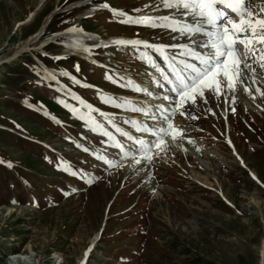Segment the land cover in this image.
I'll use <instances>...</instances> for the list:
<instances>
[{
  "label": "rangeland",
  "instance_id": "1",
  "mask_svg": "<svg viewBox=\"0 0 264 264\" xmlns=\"http://www.w3.org/2000/svg\"><path fill=\"white\" fill-rule=\"evenodd\" d=\"M39 1L0 0V126H6L0 129L9 132L0 131V264H259L261 254L264 258V115L257 114L261 110L256 113L241 100L226 117L221 102L213 97L197 106L189 114L190 138L172 142L183 147H179L183 154L168 150L169 161L157 160L154 170L161 196L155 197L138 181H130L124 168L106 170L100 160L107 155L105 150H112L106 142L110 138L101 132L106 128L104 133H116L119 126L123 128L121 120L111 117V124L110 118L91 114L57 95L28 52L39 54L47 38L76 26L107 38L128 35L157 42L165 40L163 28L146 26L136 35L137 30L108 14L85 21L88 0H48L31 23L15 26ZM76 3L81 6L72 7ZM108 3L131 11L143 1ZM145 10L143 6L138 11ZM41 28L42 35L27 46ZM59 41L65 46L42 50L54 59L68 56L69 42ZM25 45L29 51L22 52ZM76 45L72 41L69 47ZM114 51L101 53L107 55L102 57L104 63L114 70L135 66L134 71H142L128 54L117 58ZM38 58L56 69L72 67L70 62L53 64ZM94 70L84 67V74L92 78L88 81L100 85L103 77L112 76L110 84L116 85L115 74ZM42 79L46 84L37 85ZM255 81L264 92V75H257ZM88 96L99 104L108 103L100 93ZM256 103L264 109V96ZM46 107L58 115L66 131L42 117L50 116ZM201 127L209 133H198ZM126 128L131 133L132 127ZM226 134L231 147L222 138ZM25 135L54 153L21 139ZM133 206L139 208L134 211Z\"/></svg>",
  "mask_w": 264,
  "mask_h": 264
},
{
  "label": "snow or ice",
  "instance_id": "2",
  "mask_svg": "<svg viewBox=\"0 0 264 264\" xmlns=\"http://www.w3.org/2000/svg\"><path fill=\"white\" fill-rule=\"evenodd\" d=\"M253 2L254 0H160L157 9L162 6L174 13L160 17H131L124 12L111 10L113 16L123 17L122 23L163 27L189 39L196 36L203 37V43L198 47L206 49L205 52H198L187 45H180L179 47L185 49L180 55L187 56L189 60L195 62L190 63L189 60L177 62L175 56L171 60L165 56V47H177L176 45L153 46L144 43V47L152 48L168 64L171 78L164 76V80L169 85V92L173 95L163 97L164 100L171 101V107L161 109L160 126L156 128L145 126L137 129L153 139L133 140L136 152L143 153L139 159L132 157L135 165H141L145 160L150 162L153 159L151 154L153 148L164 151L166 147L164 137L168 136L170 131L173 133V140L178 138L177 133L180 138L183 137V130L174 127L171 118L173 110L186 109L199 100L206 103L205 92L217 97L223 95L225 90L235 92L236 85L242 83L245 78H249V72L253 83L257 75H264V6L258 9L253 8L251 7ZM102 7L109 8V5L105 3ZM114 43L138 45L143 42L117 40ZM148 62L155 66L154 61ZM107 78L110 79V77ZM164 86V84H158V87ZM136 90L142 91L138 88ZM256 91L264 96V92L260 89ZM133 110L139 111V109ZM179 114L185 116L186 111H180ZM151 119L155 121L157 117L152 116ZM122 135L126 134L122 133ZM128 139L132 138L128 137ZM116 146L123 149L122 144H116ZM129 152L131 149L125 151L124 155L127 157ZM85 255L87 256V253Z\"/></svg>",
  "mask_w": 264,
  "mask_h": 264
},
{
  "label": "bare ground",
  "instance_id": "3",
  "mask_svg": "<svg viewBox=\"0 0 264 264\" xmlns=\"http://www.w3.org/2000/svg\"><path fill=\"white\" fill-rule=\"evenodd\" d=\"M41 1H43V0H40L39 2H41ZM157 1H159V3H160V0H157ZM76 5H78V4H76ZM261 6H264V0H254L253 4L251 5V7L256 8V9L260 8ZM159 9H161V12H158L159 11L158 10L156 14H153V15L152 14H145V15H142L139 17H145V16L160 17V16H164V15L174 14L171 10L165 9L162 6ZM93 10H90L86 14L91 13ZM42 29L43 28H41L39 30V32L34 34L32 38L28 39L27 44L30 41L32 42V40H35L34 38H36L38 36V34L40 32H42ZM76 30L77 31H75V32H70L68 30L65 33H63L62 35L66 39L70 40L71 42L73 41L77 44L74 47H69V46H71V45H69L68 51L70 53H74L80 57H88V55H86L87 50H89L93 47L126 46V45H118V44L114 43L117 40H126V39H109V40L104 41V40H101L99 38H96V37H93L90 35H85V34L81 33L78 29H76ZM168 38H169L170 42L167 45H163V46H169V45H176L177 46V47H171V48L165 47V56L169 60H171V58L173 56L176 57L177 62L189 60V57L180 55L181 52L185 51L184 48L179 47L180 45H187L189 48H191L195 51H198V52H205L206 51V49L198 47V45H200V41H203V39H204L203 37L196 36V37L189 39L188 37L181 36L177 32H172V31L168 30ZM126 41H128V40H126ZM48 42H50V41H48ZM48 42L46 41L44 43H48ZM44 43H42V45H44ZM144 43H146V42H143L141 44L144 45ZM141 44L133 45V46H137V47L141 48ZM25 46H22L21 49H25L26 48ZM85 49H87V50H85ZM143 50H144V52L146 50L154 52L153 53V56H154L153 61L155 62V66L157 69H156V74L153 73V75L157 76V78H161L162 80H164V76H168L171 78V73L169 71L168 64L166 63L165 59L161 58L160 54L155 52L152 48L146 47V49L143 48ZM242 51H243V49H242ZM144 52H142L143 57L144 58H145V56L148 57V54L144 53ZM189 62L194 63L195 61L189 60ZM249 82L253 83V81H249ZM249 82H248V78H245L242 83H238L236 85V91L235 92L225 90L223 95H221L219 97H217V96H215L209 92H205V99H207L208 95H212L214 98H216L217 103H219V102L222 103L223 111L226 112V114H228L230 112V109L232 108V106L239 103V100L240 101L242 100L245 102L248 101V102L253 104L254 99H256V97H259L258 95H255L251 91ZM149 83H150L149 86L148 87L146 86L147 90L148 91H155V89H156L155 83H153L152 79H149ZM131 84L133 86H135V90L137 88L140 89V87L138 85H135L132 82H131ZM164 85H165L164 93L163 92L162 93L156 92L155 96L151 100H146L143 102L139 101V100H136V102H132V100H126V103L129 106V110L134 111L133 109H139V111H135V112H137V114H139V116L144 118L145 120L151 119L152 116H156L157 120L154 121L153 119H151V121H153L151 123L155 124L157 127L160 126L161 121L159 120V117H158L159 110L162 108L163 109L170 108V107H168V105H167L168 103L166 102V100L163 99V97L166 95L167 96L173 95L168 90L169 85H167L166 82ZM255 86H257L256 83H255ZM245 89H247L248 91H246ZM136 92L138 94L143 93V91H137V90H136ZM243 94H245V96ZM253 97H255V98H253ZM202 102H203L202 100H199L196 104H192L189 107H193V108H194V106L197 107V106L201 105ZM186 109H179L178 111H185ZM255 109H256V113L259 112L261 110L260 105L259 104L256 105ZM257 114H259V113H257ZM159 115L161 116V114H159ZM171 118L173 119V121H175L177 123L182 122L180 117L178 118V117L174 116L173 114H172ZM184 119L187 120L186 118H184ZM136 126L139 128H143L145 126H149V122H145V123L137 122ZM140 133H141L140 137L144 140L150 141L153 139V137H151L150 135H147L146 133H143V132H140ZM125 136L126 135H124V137ZM126 139H128V138H126ZM109 144L113 148V152H111V155L109 157H105V162L107 163V165L113 166L116 162L120 161L119 162L121 164L120 167H121V169H123V168L125 169V170H123V171H125V173H124L125 175L131 176L132 179L136 182L138 181L143 189H147L155 197L161 196L160 195L161 188L158 185L156 178L153 176V170H154L152 168V164L154 163L153 160H151L150 162L145 160L142 162L141 165H135L132 157L135 156L136 159H139L141 157V155H143V153H137L136 152V146H133L129 143L128 144L126 143L128 146L125 147L123 145V149H121V148L117 147L116 144H122V140H116L114 144L112 141ZM129 149H131V152H129L128 156L126 157L124 155V152L128 151ZM169 151L173 152L176 155H179L180 153L183 154V152H182L183 150L179 147H176L173 150L169 149ZM162 153L164 154V151H160L159 149L153 148L151 154H152L153 158L155 156H157L160 160L164 161V158L160 157V154H162ZM155 164H156V162H155ZM98 235H99V233L97 234V236ZM97 236L95 238H97ZM262 247H263V243L260 247V253H262ZM261 257L262 258H260L259 264H263V259H264L263 254H261Z\"/></svg>",
  "mask_w": 264,
  "mask_h": 264
},
{
  "label": "water",
  "instance_id": "4",
  "mask_svg": "<svg viewBox=\"0 0 264 264\" xmlns=\"http://www.w3.org/2000/svg\"><path fill=\"white\" fill-rule=\"evenodd\" d=\"M48 0H43L41 2H39V4L34 8V10L32 11V13L30 14V16L23 21L22 23H18L17 26L18 27H23L26 26L33 18L34 16L37 14V12L41 9V7L47 2ZM0 54H2V52H0Z\"/></svg>",
  "mask_w": 264,
  "mask_h": 264
}]
</instances>
